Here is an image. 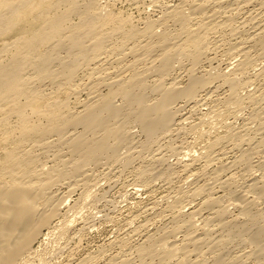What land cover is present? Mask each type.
I'll list each match as a JSON object with an SVG mask.
<instances>
[{
    "label": "rangeland",
    "instance_id": "374dc122",
    "mask_svg": "<svg viewBox=\"0 0 264 264\" xmlns=\"http://www.w3.org/2000/svg\"><path fill=\"white\" fill-rule=\"evenodd\" d=\"M31 1L36 6V3L40 5L41 1L43 2L47 0H40V1L31 0ZM76 1L81 7L84 8L86 4L89 3L90 0H76ZM190 1L192 3L193 1L198 2L199 0H193V1L192 0H188V1L187 0H97V6L99 9L98 13L99 14L101 13L103 17H107L111 15L112 17H117L119 19L121 18L124 20L128 19L129 23L132 22L131 24L128 25L129 28L135 27V30L137 29L140 31V30H144L146 26L149 24V22L150 23L153 22V23H156L155 25H153V27H155L156 31H159L158 33H160L161 31L162 32L166 31L165 33L167 34L170 33L169 35L171 36L173 34V37H176V35H178L179 30H180L178 29L179 26L175 24L173 25L171 21H168V24H167V22H165L166 21L165 14H167L168 11L181 7V6L182 7L184 6L186 8V12L189 13L187 9H188V4H190ZM208 1H211V0H208ZM253 1L254 3H252ZM253 1L249 3L250 5L245 3L244 4L245 7L243 6V2H237L240 5L237 4L235 7L234 5L230 6L228 9L229 12L226 15L227 18H224L223 16H218V19L216 18L217 22H219L218 21L219 17H221L220 22L231 20L230 22L232 24L231 28L234 27L233 28L234 30L233 32H231L232 31L231 28L227 27L226 29L225 26L220 27L219 29L217 28V30H215V28L214 30L212 29L211 31L213 32H210L208 36V41H207V44L209 45L208 46L209 52L208 51L206 52V54L201 59V63L198 66L193 67L192 63H190L191 62L190 59L188 58H182L179 61L180 63H178V60H175V62L173 63L174 65L172 64L173 71L172 70L169 71V74L168 76H166L165 81H164V85L166 87H170L172 84H175L177 85V87H180L181 89L185 87L187 88L190 85L189 81L191 83V79H197V78H200L202 83L206 82L208 86L204 87L205 88L204 90L202 91L200 90L197 93L196 100L187 102V100L182 99L174 103L175 105L174 104L172 105V109H171L172 114L174 116H177L174 118L175 124L172 123L171 124L172 128L170 127L168 131H166L165 133H162L163 136L160 133L159 135L155 137L156 139L154 138V141L152 142L153 139L151 140L147 138V135L145 136V133L144 132L142 133V130L140 129V126L137 123H136L137 125L135 123H130L126 127V129L129 130L127 131V134H126L127 143L124 142L125 144L124 143L121 144L123 145L122 147L121 145H119L118 149H115L117 147L116 146L114 148L115 152H114L113 157H112V154L111 155L109 154L107 156L108 158L106 156H104L103 158H100L98 160L100 164H98L97 162L96 163L97 166L96 164H91L87 166L86 169L84 170L85 171L84 175L83 176L77 175L76 177L75 176L71 177V174H70L72 171L70 161L73 160L72 159L73 157H72V154H68L71 152H68L69 150L67 147V143L65 142L67 141V139H65L66 136L65 138H63L65 139L64 142H63V139H60V138L58 139V137H52V138L50 137L46 141L47 143H44L43 147H42L43 143H39L37 145V143L33 144V142L31 141L27 145H26L27 142L24 144H21L23 145L21 146V156L23 154L26 155L25 152L27 153L30 152L29 154L32 155L34 159H36L35 167L38 166L39 170H43L46 172V171H50L48 169L52 170V168L54 167L55 169H58V171L60 170V171H63L64 173L66 171L68 172L67 173L68 178H65V180L63 179L61 181H58L60 183L56 181L57 183L55 182L53 183L54 186H51V189H50L51 192H49L50 196H52L53 200H56V201L52 200L53 205H55V203L57 204L60 201L58 205H60L61 203V206H60L61 209L59 208L60 209L59 216L54 218L55 220L53 219L51 223V226H50L51 231L50 230L48 231V229H46L47 231L46 230L43 231L44 232L43 236L40 239L43 241H40L41 244L39 243L38 246L34 247L36 249L39 248L37 249V251H39L38 253L40 254H38V257L35 256L34 260H31L29 262L30 264H121V261H122V264L123 262L125 264L126 262H128L127 264H142L145 261H146L145 262L146 264H158L160 262V259L163 257L162 254H164V257H165L166 256L165 253L168 254L169 252V254L167 255L169 256L171 255L170 251H173L174 253V250L175 251L177 250L176 251L177 253L174 256L172 255L173 257L166 256L167 257V258L165 257V259H167L166 263H165L164 258H163L164 263L163 261H161L160 263L161 264H182V263L183 264H221V263L231 264L232 262V264L233 263L241 264L242 262V264H259L262 262L261 260H263L264 262V255L263 257L262 256L259 257L260 262L257 257L258 254H254L256 255V258L258 259L257 262L255 261L256 260L255 257H252L253 256L252 253H255L258 251H259L258 253H260L261 251L260 254L262 253L264 254V249H263L264 248V235H262L261 238L256 243L255 242L251 243L252 240L250 241L249 239L250 238L248 235L249 232H245L246 235L245 233L233 232L235 235V236L233 235L234 237L229 234L230 231L235 228H245L247 220L249 218V216L247 217V215L244 214L245 208H247V211H249L250 214L252 210V216L254 215L253 217L257 218L258 220V221L257 220L251 221L252 223L248 222L247 226L249 227L246 226L245 231L246 229H248L249 231L252 228V227L250 228V226L253 224V226L255 227H253L250 230L251 231L250 233H255L257 230L262 228V226L264 225V222H263L264 220V202H263L264 199L255 200V197L257 198V196L249 192L252 187V183H253V186L255 185L257 187L258 185V188L259 187L261 188L262 186L264 187V184H263L264 183V175H263L264 174V148H262L260 145H256V144H259V142L261 141V138H264V131H263L264 123L263 122L261 123V121H264L263 119H261V118H264V75H263L264 74L263 72L264 71V57L261 51L256 50V48H252L254 47V46H251L253 45L252 43H246L245 47L248 48V51L250 52L249 54L250 63H248L246 67L247 69L244 70V72L243 71L240 72L235 69L238 68L241 62L243 63L246 60L243 58L242 54L237 53L236 50L231 52V50L234 48L233 47L234 44L240 43L241 40L242 41H246V39L248 40V37H249L248 35L249 33L253 31V30L251 31V28L255 23L262 22L264 25V7H262L264 5L261 6L258 0H253ZM49 2L50 0L44 3L47 4ZM262 3L264 4L263 0H262ZM247 5L249 6L247 7ZM238 6L241 8H239ZM261 8L263 9L261 10ZM36 9H38V11L42 10L40 7ZM235 9L238 11H236ZM79 17L72 16L70 20L71 21L70 25L74 24L75 26H77L81 22ZM202 17L203 16L194 15L192 17L193 18L192 24L196 26V24H198V22L201 20L200 18ZM162 19L165 21H163ZM209 21H212V20H209ZM162 22L166 24L162 26L163 24ZM29 26H30V23H29ZM29 26L28 24H25L23 27L16 28L15 29L16 31L13 30V32L0 36V40H1L0 41V53L4 52L3 50L4 48H6L5 46H8V44L10 45L11 43H13V41L22 37L21 35L25 37L27 35L26 34L27 31L31 32L32 27H29ZM31 26L33 25L31 24ZM21 28L23 29V31H21L22 30ZM126 30H129V29L126 28ZM23 33L26 35H24ZM231 35H234V36H231ZM118 38L119 37L115 36L112 39H109L107 42L108 46L113 43L116 44L120 40ZM64 51L65 50H61L60 52H58L59 54H57L58 55L57 58L61 57L59 58L61 62L69 61L68 54H66L67 52L66 51L64 52ZM47 52H49V50H47ZM126 54H124V56H121L122 61H123V62L120 61L121 71L115 70V68H112V70H108L107 73H104L101 75L102 77H104V79L106 78L105 80L110 78V75L108 74H111L112 77L115 76L114 74H116V76H121V77L127 76V75L129 76L131 75V73L133 74V71L128 70L127 67L134 62L133 60L134 57L132 55L130 56L127 52ZM2 56L4 57L5 55L3 54L1 55V57ZM146 57L147 55L141 58V60H143L141 61L142 63L140 62L138 65V70H134V71L136 72L139 71L138 73H143V76H141L143 78L145 76L146 79H144L143 81L145 84L144 83L143 84L146 86L148 85L146 94L149 96V97L147 96L146 99H147V102L151 104V103H154V101H156L155 99H159L160 97L158 93L156 94L154 93L155 91H152V88L156 87V85L159 82L158 80L160 79L161 76L159 74H158L159 76H154V75H157V72H155V70L154 71L148 70L150 67L158 65L159 63L158 60H154L157 57H155L154 59L153 58L151 59L150 56L147 57L148 59ZM123 58L125 60H123ZM112 61H114V59ZM178 64H180L179 67H178ZM115 67H118V65H115ZM92 68L93 66H91V68L83 67L79 69L77 73H75L76 75L73 76L74 77L72 79L73 83L71 85H67V83L64 82L66 80H64L63 77L59 75L61 74L62 70H59L58 66H56V68L54 69L56 70V72L57 70H59L58 72L61 71L60 73L57 72L59 79H58L56 72L54 73V75L57 76V79L54 80V81H57L56 84L53 80L51 82V79H46V80L43 79L44 82L43 80L41 81V79L38 80L39 78H35V76L37 77V75L35 74L36 72L32 71L31 69H28L27 72H25L27 77H32L34 75L33 77L34 82L31 81V87H33L32 91H35L36 89L35 92H39L38 94L40 97L41 95H43L42 100L38 102L39 105L37 104L36 106L37 110H41L40 108H42L41 112H43L44 109H46L45 106L48 107V104H49V107L53 108L52 107L53 104L55 107L56 103L57 105L60 103L61 104L65 103L67 104L66 106L68 107L67 110L69 111L71 110L70 112H73V111L79 112L82 110L85 104L94 102L96 95L107 94L109 91L108 90L109 88H105L107 86H101L99 94H96V95L93 93L94 92L92 91L93 89H89V86L91 87L93 83L95 82L96 77H99V75L94 74V76H92V79H91L90 69ZM96 71H99V70H96ZM150 73L151 74L153 73V75H151ZM226 74L228 77L230 76L229 78L232 79V81H235V85L238 84L236 86L237 87L236 89L238 91L236 90V92H233L234 90L232 91L230 89V84L228 86V83H224L225 79L221 78L220 75L226 76ZM217 75L221 79H218L219 77ZM193 76L195 78H192ZM225 76L223 77L226 78ZM202 77H204L206 80L207 78L208 80L210 79L209 83L211 84L208 83V80L206 81ZM35 79H37L38 81ZM93 79H94V82H93ZM88 80L91 81L92 85L88 84L90 83ZM39 81H41L40 82L41 84L39 83ZM251 81L253 82L251 83ZM245 82L250 83V84H246ZM206 84L204 86H206ZM245 85L247 87H245ZM75 86L80 87L78 91L75 90L78 93L77 92L74 93V91H72L76 88ZM85 87H87V89H85ZM231 91L234 93L233 98H232L233 93H231ZM87 96H89V98H87ZM237 97H239L238 100H237ZM253 97L255 98L256 101H251ZM46 100H48V102L50 103H48ZM26 102H25V99L22 97L21 103H26ZM123 102L124 100L121 99L120 97L116 98L115 106L116 105L120 106L121 103ZM125 105L126 104L124 102L122 104V107L126 108ZM48 108L46 110H48ZM180 108H183V109H180ZM7 109L8 108H6L5 110ZM27 113L30 119L32 120V122H35L41 125H47L48 119L43 115V113H41V116L43 115L42 118L38 117L37 116L38 114H33L32 109H28ZM257 113H259V115ZM1 115H3L2 117L4 118L6 116V115L4 116V113H1ZM1 115H0V118H1ZM18 120L19 119H17L16 116H11V119H9L8 122L14 128L18 126V122H19ZM39 122H42V123H39ZM113 122H111V124L115 125V123L113 124ZM262 126L263 128H261ZM0 131H1L0 132V161H1L3 159L2 157H4L3 155L6 152V150L7 149L10 150L11 147L13 148L14 143L11 142L10 145H8L9 143L7 142L4 143L5 139L1 138V136L5 137V134L2 133V130ZM82 131L83 129L81 127H78L77 130L72 131L71 134H69V136L76 135L77 133H80ZM130 133L131 135H128ZM234 133H237V134H234ZM230 134L231 136L233 135L232 136L233 138L235 136L237 138L240 137L239 139L246 138V140L238 139V141H234L235 138L234 139L225 138V137H229ZM128 137H130V139ZM54 138L56 140H54ZM222 138L224 141L222 140ZM60 140L63 142V144L61 143ZM48 141L52 145L46 146L49 143ZM58 141L60 142V145L59 143L57 144ZM147 141H150V143ZM240 141H244V142L240 146H238L241 143ZM212 143L213 144L217 143L218 145L214 149H210L209 147L212 148V145H213ZM24 146H25V149H23ZM255 146H258V147H255ZM238 147L240 148L238 149ZM246 152H248L249 156L247 155ZM146 154L149 156H147ZM247 157H250V158H247ZM160 160H164V161H160ZM63 162H65V164L67 163L66 166L64 165ZM208 162H211V163H208ZM232 164H234V166ZM0 167H1V162H0ZM1 168H0V172H1L0 181H2ZM221 169L222 171H219ZM229 169L231 170L229 171ZM142 171L145 174V176L143 177H142V174H143ZM192 174L193 176H191ZM242 174L244 175L242 176ZM85 176L88 179L85 178ZM3 179L7 180L6 177H3ZM226 180H228V182ZM53 181H55V179ZM142 181L146 182V185ZM225 181L228 183V185H230L231 188L228 187V185H226L227 183ZM256 181L258 182V184H256ZM71 187L74 188V190L70 189ZM70 190H72L73 193L70 192ZM201 190L203 191L201 192ZM230 191H231V194H230ZM195 192H198V193H195ZM243 194L245 195V197L247 196L246 198H249L247 199L248 201H246V203L250 201H255V203L254 202L253 203L256 206L254 207V205H250L248 206L249 207L248 208L246 204H243L244 202L241 203V201H243V198H242ZM253 195L255 196L254 199H253ZM192 197H196V198H192ZM235 197L236 199L238 198L237 200H239V202L236 199H234ZM212 200L215 201L216 204H214L215 202H213ZM207 202L208 204H211L212 206L207 205ZM217 202H219L220 207ZM237 203L239 205H237ZM63 204H65V206ZM224 205L227 206L226 207L227 213L224 210L225 209ZM240 206L241 207L246 206V207H244L243 209ZM221 207L223 208L222 210L225 212L226 216L219 218L217 213L218 211L219 212L221 211V210H218ZM211 217L212 218L215 217L216 220L215 218H213L215 221L213 220L211 221L212 219ZM220 219L221 221L223 220V223H228V226L225 225V227L227 226L226 228L224 226L222 227L221 224H219L221 223ZM189 221L190 222L192 221V222L190 223ZM236 221L238 225L236 224ZM186 222H187V225H185V227H181ZM206 223L207 225L208 224L210 225L204 227ZM214 223H215V226H214ZM241 223L244 226H242ZM258 223L261 225H259ZM216 224H219L221 227H218L219 225H216ZM256 225H257V229H255ZM188 226H189V230L187 231L186 227L188 228ZM64 227L65 229H63ZM176 227L180 229V232H179V229L178 230L176 229ZM208 227H210L209 228L210 232L211 230H213L210 234H208L209 233ZM61 229L64 231H62ZM194 230L198 233L197 236H195L196 235L195 233L194 235L193 233H190V232H194ZM175 231H178V232H175ZM206 231L208 233H206ZM48 232L50 236L48 235V238H47L46 235L48 234ZM169 233L173 234L174 236L173 235L168 236L170 235ZM188 233L190 234L189 237H192V235L195 237H193L192 239L189 237L187 238V235H189ZM205 233L208 234V237L209 236L210 237L209 238L206 237L207 235ZM227 233L230 235L229 237L227 236L228 235ZM151 236H153L154 238ZM199 237L200 239H197ZM195 238H196V243H198V245L195 244V241L193 242L190 241V239L194 240ZM148 239L154 240L155 243H157V245L154 243V241L148 240ZM157 239L161 241L159 242ZM210 239H211V242L213 243L209 244ZM228 239L229 241H227ZM200 240L201 241L203 240V241L200 242ZM151 241L155 244L154 246H156L154 248L157 249L158 247V250L160 251L161 249V251L159 252L156 249H154L155 251L152 250L153 258L150 257L151 255L150 256L148 255V258L147 256H145L146 257V260H145L144 259L145 257L141 254V252L136 251V250L141 249L138 247H144V246H141L142 244L143 245L145 244V247L148 246V244ZM172 241L174 244L172 243ZM215 241H218V242L214 244ZM219 241H221L222 243ZM146 242H149V243H146ZM207 242L208 244H206ZM218 243L220 244L218 245ZM223 243H224V246H223ZM176 244H178V247ZM211 244H213L214 246L216 245L218 246L215 248V247H212ZM159 245L162 246L163 249L162 248L159 249ZM171 246L173 247V250H171L172 248ZM200 246H203V247H200ZM257 247L258 249H256ZM181 248L184 250H181ZM198 248L201 250H199ZM212 248H214L213 249L214 252L209 250ZM194 250L195 252H198V253L197 254L194 253ZM163 251L165 252L163 253ZM184 251L186 253H182ZM200 251L202 253L199 254ZM219 252H220V255L217 254ZM156 253H159L158 254L159 257L155 256ZM185 254H187L188 256ZM138 256L141 257L143 262L140 263V259H139L140 257ZM185 256L187 257V259ZM149 258H151V261ZM169 258H170L169 261L171 262L168 261ZM181 259L183 260L182 262H181ZM217 259L218 261H216ZM184 260H187V261H184ZM235 260H238V261L236 262Z\"/></svg>",
    "mask_w": 264,
    "mask_h": 264
},
{
    "label": "bare ground",
    "instance_id": "6f19581e",
    "mask_svg": "<svg viewBox=\"0 0 264 264\" xmlns=\"http://www.w3.org/2000/svg\"><path fill=\"white\" fill-rule=\"evenodd\" d=\"M30 1L31 0H0V36H3V35L8 34L10 32H13V30H15L18 27L19 28L23 27L25 24H28V26H29V23H30L29 27H32V29H31L32 31L31 32L27 31V33H26L27 35L23 33L24 35H26L25 37H23V35H21L22 37L19 36L20 38L13 41V43H11L10 45L8 44V46H5L6 48H4V50H3L4 52L0 53V115H1V113H4V116L6 115L5 118L2 117L3 115H1V118H0V130H2V133L5 134V137L1 136V138H4L5 139L4 143L7 142V143H9L8 145H10L11 142H13L15 144V146H14V144L12 143L13 144V148L11 147L12 149L11 148H10V150L7 149L8 151L5 149L6 152L3 155L4 157H2L3 159L0 161L1 167H2V168L0 167L1 171H2V181H0V264H30L29 262L31 260H34L35 256L38 257V254H40V253H38L39 251H37V249H39V248L36 249L34 247L38 246L40 241H43V240H40L43 236V233H44L43 231L46 229H48V231L50 230V226H51L53 219L56 218L57 216H59V212L61 209V207H60L61 203H60V205H58L60 201L59 202L57 201L58 203L57 204L55 203V205H53V201H56V200H53L52 196H50L49 192H51L50 191L51 186H54L53 183H55L56 181L58 182V181H61L63 179L65 180V178H68V174H67L68 172L67 171L64 173L63 171H60V170L58 171V169H55L54 167L52 168V170L48 169L50 171H46V172L43 170H39L38 166L35 167L36 159H34V157L29 154L30 152L27 153L24 151L26 153V155L23 154L21 156V146H23L21 144H24L27 142L26 143V145H27L31 141V142H33V144L37 143V145L39 143H43L42 144V147H43L44 143H47L46 141L50 137L51 138L52 137H58V139L59 138L63 139L66 136L65 139H67V141H65V142L67 143V147L69 150L68 152H71L68 154H72V157H73L72 158L73 160L70 161V164L72 167L71 168L72 171L70 174H71V177L72 176L76 177L77 175L83 176L84 172H85L84 170L86 169V167L91 165V164H96L100 158H103L104 156L107 157L109 154L110 155L112 154V157H113L114 152H115L114 148L117 146L115 149H118L119 145L123 144L124 142L127 143L126 134H127V131H129V130H127L126 127L130 123H135V124L137 123L140 126L142 133L144 132L145 136L147 135V138H149L151 140L153 139L152 140V142H153L154 138L157 135H159L160 133L162 135V133H165L166 131H168L170 129L172 123L175 124L174 118L177 116H174L172 114V111H171L172 105L174 103H176L177 101L182 100V99L187 100V102L196 100L197 93L200 90L201 91L204 90L205 89L204 87L208 86V84H206V82L202 83L200 78H197V79H191L190 78L191 83L188 79L190 85L188 84L189 86L187 85L188 86L187 88L185 87V88L181 89L180 87H177V85L172 84V83H171L172 85L170 87H166L164 85V81H165L166 76H168L169 71L172 70V66L174 65L173 63L175 62V60H178V63H180L179 61L182 58H188V59H190V61H191L190 63H192L193 67L198 66L201 63V59L203 58V56L208 51L209 45L207 44V41H208V36H209L210 32H213L211 30L212 29L214 30V28H215V30H217V28L219 29L220 27H223V26H225L226 29H227V27H230V28L232 27V24L230 23L231 20L225 19L226 21L220 22L221 17H219V20H218L219 22H217L216 18L218 19V16H223L224 18H227L226 15L229 12V10H228L229 7L233 6V5L235 7L237 4H239L237 2H243V6L245 7V5H244L245 3L249 4L253 0H243V1H241V0H211V1L199 0L198 2L192 0L193 2L191 3V1H190V4H188L187 11H189V13L186 12V8L184 6L170 10L167 12V14H165V20L166 21L163 19L162 20L167 22V24H168V21H171L173 23V25L175 24V25L180 27V28L178 27V29H180V30H179L178 35H176V37H173V34L171 36V35H169L170 33H168V34L165 33L166 31L165 32L161 31L160 33H158L159 31H156L155 27H153V25H155L156 23H153V22L152 23L149 22V24L146 26V28L144 30L139 31L137 29L135 30V27L129 28L128 25L131 24L132 22L129 23L128 19H126V20H124L122 18L119 19L117 17H112L111 15L107 16V17H103L101 15V13L100 14L98 13L99 9L97 6V0H90L89 3L86 4V6L84 8L81 7L76 0H50L49 3L45 4L44 2L49 1V0H47V1H43V2L41 1L40 5L36 3V6H35V4H33L32 1L31 2ZM258 1L261 4V6L264 5L262 3V0H258ZM252 3H254V1ZM249 5H247V7ZM35 7L36 8L40 7L42 10L38 11V9H36ZM262 7H264V6H262ZM239 8H241V7H239ZM262 9L263 8H261V10ZM236 11H238V10H236ZM210 13H211V15H210ZM194 15L203 16L202 18H200L201 20L199 22L197 21L198 24H196V26H194L192 24L193 23L192 17ZM72 16H78V17L80 16L79 18H80L81 22L77 26H75L74 24L70 25L71 24L70 20H71ZM258 16H260V15H258ZM255 17H257V16H255ZM205 20H206V22L209 20H212V21H209L210 23L209 22L206 23ZM31 24L33 26H31ZM164 24H166V23H163L162 26ZM165 26H167V25H165ZM126 28L129 30H126ZM233 28H231V30H232L231 32H233V30H234ZM21 31H23V29ZM225 31H227V30H225ZM237 31H238V29H237ZM251 31H250L251 33H249V35H248L249 36L248 40L247 39H246V41L241 40L240 43L234 44V46H233L234 48L232 50L230 49L231 52L236 50L237 53L242 54L243 58L246 60L243 63L241 62V64H239L238 68L235 69V70H238L240 72L241 71L244 72V70L247 69L246 67H247L248 63H250V61H249L250 60V57H249L250 52L248 51V48L245 47L246 43H252L253 45H251V46H254L252 48H256V50L261 51V53L264 57V25H263V23L262 22L255 23L252 26ZM21 34H22V32H21ZM115 36L119 37L118 39H120V40L116 44L113 43V44L108 46V44H107L108 40L112 39ZM231 36H234V35H231ZM10 41H12V40H10ZM47 50H49V52H47ZM61 50H65L67 52L66 54H68L69 61L61 62V60H59V58H61V57L57 58V56H58L57 54H59L58 52H60ZM126 52L130 56L132 55L134 57V59H133L134 62L132 61L133 63L127 67L128 70L133 71V74L131 73V75H129V76L128 75L127 76L122 75L123 77L116 76V74H114V73L113 74L115 76H113V77L111 74H108V75H110V78L105 80L106 78L104 79V77H102L101 75L104 73H107L108 70H112V68H115V70L121 71L120 70V67H121L120 61H122L121 56H124V54H126ZM3 54L5 56L1 57V55H3ZM146 55H147V57L150 56L151 59L152 58L154 59L155 57H157L154 60H158V62H159L158 65L150 67L148 70L149 71L155 70V72H157V75H154V76H159V75L161 76L160 79L158 80L159 82L156 85V87H154L155 85L153 86L155 89L152 88V91H155L154 93H156V94L158 93L160 97H159V99H155L156 101H154V103H151V104H149L147 102V99H146V97L148 96L146 94V90L148 89V87H147L148 85L147 86L144 85L145 83L143 81H144V79H146L145 76L143 78V77H141V76H143V73H138L139 71H137V72L134 71V70H138L139 63L141 61H143V60H141V58L146 56ZM113 59H114V61H112ZM123 60H125V59L123 58ZM151 63H152V61H151ZM115 65H118V67H115ZM151 65H153V64H151ZM56 66H58L59 70H62V72L60 71L61 74H59V75H61L63 77V79L66 80L64 82L67 83V85H71L73 83L72 82V79L74 78L73 76L76 75L75 73H77V71L79 69H81L83 67L84 68H91V66H93V68L90 69L91 70V79H92V76H94V74L99 75V77H96L95 82L93 79V82H94L93 85L91 84V81H90L91 79L89 78L90 80H88V81L90 83H88V84H91L93 86V88H92V86L91 87L89 86V89H93L92 91H94L93 93L95 95L99 94L101 86H107L105 88H109L108 89L109 91L105 95H102V94L96 95L95 101L91 102L89 104L88 103L85 104L83 106L82 110L79 112H76V111H73L74 113L70 112L71 110L70 111L67 110L68 109V107L66 106L67 104H65V103L61 104L59 102L60 104L57 105V103L55 102L56 103L55 107H54V104L53 105L51 104L53 108L49 107V104H48V107L50 109L45 106V108L46 109L48 108V110L44 109V111H46V112L43 111L44 112L43 113V112H41L42 108H40L41 110H37V107H36L38 102H40V100H42L43 95H41V97H40L38 94L39 92H35L36 87L34 88L35 91H32L33 87H31V81H33L34 75L32 77H27L25 72H27L28 69H31L32 71L36 72L35 74L37 75V77L35 76V78H39L38 80L41 79V81H42L43 79L44 80L51 79V82H52V80L54 81L55 79H57V76H58L57 72L59 70H57V72H56V70H54L56 68ZM179 66H180V64H178V67ZM31 70H29V71H31ZM96 70H99V71H96ZM156 70H158V71H156ZM132 71H130V72H132ZM238 71H236V72H238ZM55 72H56L57 76L54 75ZM60 72H58V73H60ZM189 72H191V71H189ZM144 73H146V72H144ZM151 75H153V73ZM208 75H210V74H208ZM89 76H90V74H89ZM220 76H221V78L225 79L224 83H228V86L230 84V89L232 91L234 90L233 92H236V90H237L236 86L238 84L235 85V81H232V79L229 78L230 76L228 77L227 74H226V76L225 75H220ZM223 76H225L226 78H224ZM107 77H109V76H107ZM192 78H195V77L193 76ZM202 78H204V77H202ZM221 78L219 77L218 79H221ZM58 79H59V76H58ZM198 79H200V80H198ZM35 80H37V79H35ZM44 80H43V82H44ZM207 80H208V78H207ZM41 81H39V83ZM54 82L56 84L57 81H54ZM209 82H210V79L208 80V83ZM247 82H248V80H247ZM252 82L253 81H251V83ZM224 83H223V85H224ZM205 84H206V86H204ZM209 84H211V83H209ZM246 84H250V83H246ZM32 86H33V84H32ZM30 87H31V89H30ZM75 87L76 88L74 90H72V91H74V93L80 89V87H77V86H75ZM231 87H233V88H231ZM245 87H247V86L245 85ZM85 89H87V87H85ZM219 89H221V88H219ZM75 90H77V91H75ZM232 91H231V93H233ZM233 95H234V93L232 94V98L234 97ZM22 97L25 99V102L27 100L26 103H21ZM45 97H47V96H45ZM119 97L124 100V102L126 104L125 105L126 108L122 107V104L124 102L121 103L120 106H117V105L115 106L116 98H119ZM87 98H89V96H87ZM238 98L239 97H237V100H238ZM260 98H262V97H260ZM44 100H45V98H44ZM46 101L48 102V100H46ZM251 101H256V100L253 97L251 99ZM48 103H50V102H48ZM5 107L8 109L5 110L6 109ZM28 109H32L33 114H38L37 115L38 117L42 118V116L44 115L48 119L47 125H41V124H37L35 122H32V120L30 119V117L27 113ZM180 109H183V108H180ZM212 112H214V111H212ZM41 113H43L42 116H41ZM259 113H260V111H259ZM259 113H257V114L259 115ZM11 116H16L17 119H19L18 120L19 121L18 126L14 127V128L8 122V120L11 119ZM45 117H43V118H45ZM47 119H46V121H47ZM261 119L264 120V118H261ZM111 122H113V124L115 123V125H112ZM262 122L264 123V121H261V123ZM39 123H42V122H39ZM78 127H81L83 129V131L80 133H77L76 135H70L69 136V134H71L72 131L77 130ZM248 127H250V126H248ZM261 128H263V126ZM213 129H215V128H213ZM258 129H259V127H258ZM182 130H180V131H182ZM16 134H17V136H16ZM234 134H237V133H234ZM128 135H131V133ZM132 136H134V135H132ZM230 136H231V134H230ZM230 136L229 137L224 136V137L229 138V139L235 138L234 141H238V139L240 138V137L237 138L235 136L233 138L232 137L233 135L231 137ZM128 138L130 139V137H128ZM65 139H63V142ZM149 139H147V140H149ZM253 139H255V138H253ZM54 140H56V139L54 138ZM222 140H223V138H222ZM226 140H228V139H226ZM239 140H246V138H244V139L241 138ZM43 141H45V142H43ZM181 141H182V139H181ZM63 142L61 141L62 144H63ZM147 142L150 143V141H147ZM240 142L241 143L238 146H240L244 141H240ZM52 143H53V141H52ZM58 143L60 145L59 141L57 142V144ZM235 144H236V142H235ZM48 145H52V144H50V142H49L46 146H48ZM64 145H66V144H64ZM168 145H170V144H168ZM217 145L218 144L215 143L212 145V148L211 147H209V148L214 149ZM256 145H260L262 148H264V138H261V141L259 142V144H256ZM7 146H6V148H7ZM122 146L123 145H121V147ZM42 147H41V149H42ZM126 147H128V146H126ZM255 147H258V146H255ZM239 148L240 147H238V149ZM23 149H25V146ZM147 152H149V151H147ZM246 153L248 155V152H246ZM59 155H61V154H59ZM123 155H125V154H123ZM250 155H252V154H250ZM147 156H149V155H147ZM252 156H254V155H252ZM247 158H250V157H247ZM53 159H55V158H53ZM242 159H244V158H242ZM181 160H183V159H181ZM160 161H164V160H160ZM237 161H238V159H237ZM63 163L66 166L67 163L66 164H65V162H63ZM208 163H211V162H208ZM98 164H100V163L98 162ZM232 165L234 166V164H232ZM246 165H247V163H246ZM96 166H97V164H96ZM235 166H236V164H235ZM261 168H263V167H261ZM168 169H170V168H168ZM230 170L231 169H229V171ZM143 171H142V173H143ZM219 171H222V169ZM216 172H218V171H216ZM246 173H247V171H246ZM143 174H142V177L145 176V174L144 175ZM252 174H253V172H252ZM85 175H86V173H85ZM243 175L244 174H242V176ZM191 176H193V174ZM3 177H6L7 180H4ZM230 177H232V176H230ZM85 178H87V177L85 176ZM54 179H55V181H53ZM76 179H78V178H76ZM226 181L228 182V180H226ZM58 183H60V182H58ZM86 183H88V182H86ZM143 183L146 185V182H143ZM256 184H258L257 181H256ZM81 185H82V183H81ZM226 185H228V183ZM248 186H250V185H248ZM228 187H230V185H228ZM262 187L258 188V185H257V187L255 185L253 186V183H252V187H251L249 192L252 194H255L257 196V198H256L253 195V199H254V197H255V200L264 199V187L263 188ZM70 189L74 190V188H72V187ZM202 191L203 190H201V192ZM70 192H72V190H70ZM210 192H211V190H210ZM195 193H198V192H195ZM230 194H231V191H230ZM211 195H213V194H211ZM199 196H201V195H199ZM246 197L244 194L242 195L243 201H241V203L244 202L243 204H246L247 207L250 205H254V207H255L256 206L254 204L255 201H250L251 203L248 202L249 203L248 204V203H246V201H248L247 199H249V198H246ZM192 198H196V197H192ZM222 198H224V197H222ZM234 199H236V197ZM182 200H183V198H182ZM210 200H211V198H210ZM207 201H209V200H207ZM237 201L239 202V200H237ZM213 202H215V201H213ZM220 202H221V200H220ZM217 203L220 207L219 202H217ZM214 204H216V202ZM221 204H223V203H221ZM63 205L65 206V204H63ZM207 205H211V204H208V202H207ZM237 205H239V204L237 203ZM246 206H244V207H246ZM226 207L227 206L224 205L225 212L227 211ZM244 207H241V208L244 209ZM222 209L223 208L221 207L220 209H218L221 211L220 212L218 211V213L216 212L217 215L219 216V218L226 216L225 212ZM249 210H251V209H249ZM183 211H184V209H183ZM200 211H198V212H200ZM216 211H217V209H216ZM244 211H245V213L244 212L243 213L245 215H247V217L249 216L247 223H246V226H247L248 222L257 220V218L253 217L254 215L252 216V210H251V214L249 213V211H247V208H245ZM213 218H215V217H213ZM213 218L211 219V221L216 220V218H215V220ZM220 222L221 223H219V224H221L222 227L223 226L225 227V225L228 226V223H223V220L221 221V219H220ZM229 222H231V221H229ZM255 222H253V223H255ZM263 222H264V220H263ZM242 223H241V225H242ZM70 224H72V223H70ZM192 224H194V223H192ZM219 224H216V225H219ZM222 224H224V225H222ZM236 224L238 225L237 221H236ZM185 225H187V222L185 224H183V226H181V227H185ZM208 225H210V224H208ZM208 225L206 223V225H204V227L208 226ZM229 225H231V224H229ZM235 225H233V226H235ZM259 225H261V224H259ZM145 226H146V224H145ZM214 226H215V223H214ZM221 226L219 225L218 227H221ZM242 226H244V225H242ZM246 226H245V228H246ZM263 226H262V228L257 230L255 233H250L251 232L250 230L253 227H255L252 224L250 226V228L251 227L252 228L249 231H248V229H246V231H245V228H235V229L231 230L229 234L233 236L234 235L233 232H236V233L237 232H240V233L249 232L248 235L250 237L249 238L250 241L252 240L251 243H254V242L256 243L261 238V236L264 235L263 234V232H264ZM247 227H249V226H247ZM209 228L210 227H208V229ZM258 228H259V226H258ZM63 229H65V227ZM176 229L178 230L179 228L176 227ZM186 229L188 231L189 226H188V228L186 227ZM211 229H212V227H211ZM255 229H257V225H256ZM222 230H223V228H222ZM62 231H64V230H62ZM212 231L213 230H211V232ZM55 232H56V230H55ZM65 232H66V230H65ZM175 232H178V231H175ZM179 232H180V229H179ZM211 232H210V229H209V233L206 231V233H208V234H210ZM252 232H253V230H252ZM190 233H193V235L195 233L196 234L195 236H197V234H198L195 230H194V232H190ZM208 234H206L207 236L206 235L205 236L208 237ZM229 234L227 235L228 237L230 236ZM48 235H49V232L46 235L47 238H48ZM171 235H173V234H170L168 236H171ZM193 235H192V237H189L190 236V234H189V235H187V238L189 237L192 239L193 237H195ZM245 235H246V233H245ZM248 235H247V237H248ZM151 237H153V236H151ZM166 238H168V237H166ZM191 239H190V241H192V242L195 241V244L198 245V243H196V238L194 240H191ZM197 239H200V237ZM148 240H152V239H148ZM152 241H154V240H152ZM152 241L150 243L146 242V243H149L148 246H146V247H145V244L144 245L142 244L141 246H144V247H138L141 249L136 250V251H140L144 257L147 256V258H148V255L149 256L151 255L150 257L153 258L152 257V255H153L152 250L156 249V248H154V247H156L154 245L155 244L157 245V243H155V241H154V243H155L154 244ZM158 241L160 242L161 240H158ZM202 241L200 240V242H202ZM221 241H222V239H221ZM221 241H219V242H221ZM227 241H229V239ZM162 242H164V241H162ZM216 242H218V241H215L214 244ZM166 243H168V242H166ZM172 243H173V241H172ZM210 243H213V242H211V239L209 241V244ZM206 244H208V242ZM219 244L220 243H218V245ZM166 245H168V244H166ZM176 245L178 247V244H176ZM197 245H195V246H197ZM211 245H212V247H215V248L218 246V245L214 246L213 244H211ZM203 246H200V247H203ZM223 246H224V243H223ZM160 248L163 249V247L159 245V249ZM207 248H208V246H207ZM221 248H223V247H221ZM196 249H197V247H196ZM213 249L214 248L209 249V250L214 252ZM256 249H258V247ZM156 250H158V247ZM171 250H173V247L171 248ZM181 250H184V249L181 248ZM199 250H201V249H199ZM218 250H220V249H218ZM158 251H156V252H158ZM160 251H161V249H160ZM176 251L174 250V253H173V251H170L171 255H169V256H172V255L174 256L177 253ZM185 251L182 253H186ZM164 252L165 251H163V253ZM258 252H255V253L251 252L253 255V256L252 255L251 256L255 257L256 262L260 256L263 257V255H264L263 253L260 254L261 251H260V253H258ZM194 253L197 254L198 252H195V250H194ZM200 253H202V252L200 251L199 254ZM158 254L159 253H156L155 256H158ZM168 254H169V252H168ZM168 254L165 253L166 256ZM187 254H188V252H187ZM187 254H185V255H187ZM213 254H215V253H213ZM217 254L220 255V252ZM254 254H258V256H257L258 259L256 258V255H254ZM42 255H43V253H42ZM138 255H140V254H138ZM142 255H140V256H142ZM162 255H163V257L160 259V262L163 261V263H164V259L166 256L164 257V254H162ZM140 256H138V257H140ZM169 256H167V257H169ZM242 256H244V255H242ZM249 256H250V254H249ZM151 258H149L150 261H151ZM238 258H236V259H238ZM139 259H140V263L143 262L141 257ZM144 259L146 260V257ZM186 259H187V257H186ZM169 260H170V258L168 259V261ZM195 260H196V258H195ZM238 260H240V259H238ZM238 260H235V261L237 262ZM166 261H167V259H165V263H166ZM182 261L183 260L181 259V262ZM184 261H187V260H184ZM199 261H201V260H199ZM216 261H218V259ZM261 261L262 262L259 264H264L263 260H261ZM85 262H86V260H85ZM112 262H113V260H112ZM160 262L158 264H161ZM169 262H171V261H169ZM233 262H234V260H233ZM259 262H260V259H259ZM31 263H33V262H31ZM127 263L128 262H126V264ZM144 263H142V264H144ZM121 264H122V261H121ZM123 264H125V263L123 262ZM231 264H232V262H231ZM233 264H235V263H233ZM241 264H242V262H241Z\"/></svg>",
    "mask_w": 264,
    "mask_h": 264
}]
</instances>
